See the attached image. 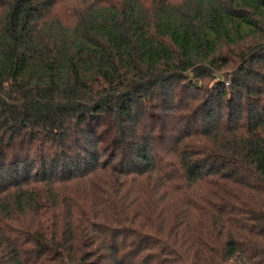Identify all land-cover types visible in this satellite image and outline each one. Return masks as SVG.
I'll use <instances>...</instances> for the list:
<instances>
[{
	"label": "trees",
	"instance_id": "1",
	"mask_svg": "<svg viewBox=\"0 0 264 264\" xmlns=\"http://www.w3.org/2000/svg\"><path fill=\"white\" fill-rule=\"evenodd\" d=\"M264 264V0H0V264Z\"/></svg>",
	"mask_w": 264,
	"mask_h": 264
},
{
	"label": "rangeland",
	"instance_id": "2",
	"mask_svg": "<svg viewBox=\"0 0 264 264\" xmlns=\"http://www.w3.org/2000/svg\"><path fill=\"white\" fill-rule=\"evenodd\" d=\"M227 264H245L241 259H230L227 261Z\"/></svg>",
	"mask_w": 264,
	"mask_h": 264
}]
</instances>
